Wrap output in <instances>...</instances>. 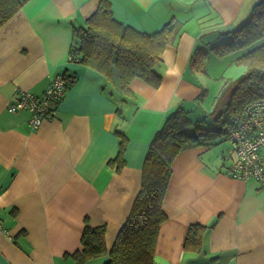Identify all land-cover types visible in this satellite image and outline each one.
I'll use <instances>...</instances> for the list:
<instances>
[{
  "label": "crops",
  "instance_id": "obj_1",
  "mask_svg": "<svg viewBox=\"0 0 264 264\" xmlns=\"http://www.w3.org/2000/svg\"><path fill=\"white\" fill-rule=\"evenodd\" d=\"M99 1L29 0L0 27V264H74L86 223L105 225L106 253L82 264L107 261L141 188L155 133L178 107L201 120L222 88L209 108L195 111L209 84L206 69L189 66L194 49L229 40L258 0H108L117 21L141 31L171 17L183 22L161 55L160 86L136 78L129 95L69 60L73 29ZM59 73L74 82L36 130L28 111H7L18 92L39 94ZM117 131L127 140L120 170L109 164ZM223 141L173 159L153 264H264V187L223 173L233 159L229 145L217 146ZM191 224L206 226L200 252L184 248Z\"/></svg>",
  "mask_w": 264,
  "mask_h": 264
},
{
  "label": "trees",
  "instance_id": "obj_2",
  "mask_svg": "<svg viewBox=\"0 0 264 264\" xmlns=\"http://www.w3.org/2000/svg\"><path fill=\"white\" fill-rule=\"evenodd\" d=\"M29 0H0V27ZM183 22L171 17L159 29L146 32L117 21L108 0H100L83 27L74 28L69 60L84 64L102 74L122 94H131L130 83L139 79L158 88L162 82L161 55L182 32ZM229 40L209 49L196 47L190 57L192 70L205 73L209 51L217 57L237 53L236 64L246 71L224 82L213 109L192 122L178 107L162 123L149 144L142 165L141 188L130 214L117 233L104 264H153L158 230L166 219L162 209L175 156L186 149L212 146L226 138L225 126L251 101L264 98V0H258L247 20L231 32ZM74 82L67 85L66 89ZM227 102L219 110L224 98ZM219 110V112H218ZM191 128V129H189ZM116 156L109 161L120 170L124 164L127 140L122 133ZM206 226L189 225L184 248L200 252ZM105 225H84L80 249L72 256L74 264L106 253Z\"/></svg>",
  "mask_w": 264,
  "mask_h": 264
},
{
  "label": "built area",
  "instance_id": "obj_3",
  "mask_svg": "<svg viewBox=\"0 0 264 264\" xmlns=\"http://www.w3.org/2000/svg\"><path fill=\"white\" fill-rule=\"evenodd\" d=\"M72 80V76L59 73L51 78L48 86L39 94L20 91L8 104L7 111H28V125L36 130L51 118L52 107L62 100ZM225 133L229 141L227 153L233 159L223 173L233 179H253L259 187H264V98L249 102L241 113L231 117L225 126ZM0 231L6 233L1 222Z\"/></svg>",
  "mask_w": 264,
  "mask_h": 264
},
{
  "label": "rangeland",
  "instance_id": "obj_4",
  "mask_svg": "<svg viewBox=\"0 0 264 264\" xmlns=\"http://www.w3.org/2000/svg\"><path fill=\"white\" fill-rule=\"evenodd\" d=\"M211 54L212 56H210L209 54L208 59L205 64V69L208 72V77L206 81L208 82L209 85L206 90V94L203 99V102L200 105L196 104V106L198 107H196L197 109H195V111H198V112H200L202 109H207L210 107V105L212 104L215 98L214 97L215 94H217L220 86L221 85L223 86L225 81L229 79H236L246 71V68L244 65L236 64L234 62V57L237 56V53H231L224 57H217L212 52ZM226 102H227V97L224 98L222 104L219 107V110L224 108ZM227 141H223L217 146H222L224 144H227L228 146L229 141L228 143Z\"/></svg>",
  "mask_w": 264,
  "mask_h": 264
}]
</instances>
